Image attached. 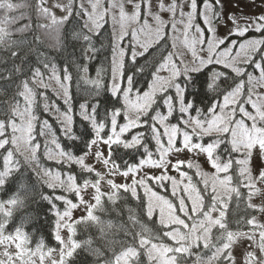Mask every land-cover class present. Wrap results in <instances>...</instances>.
<instances>
[{
    "label": "snow or ice",
    "instance_id": "snow-or-ice-1",
    "mask_svg": "<svg viewBox=\"0 0 264 264\" xmlns=\"http://www.w3.org/2000/svg\"><path fill=\"white\" fill-rule=\"evenodd\" d=\"M88 2L91 11L79 4L75 14L86 20L73 35L90 59V34L110 16L112 55L108 83L90 81L106 100L76 109L67 66L62 78L55 64L28 66L30 42L17 33L31 25L15 28L24 14H13L25 4L0 0V64L11 65L0 80L12 89L0 88V264H80L81 252L95 264H264V13L225 21L221 0ZM74 3L52 5L67 13L57 17L36 0V28L58 31ZM153 48L159 57L149 64ZM202 74L212 96L198 106L189 97ZM49 88L62 106L50 102ZM26 167L49 190L41 199L57 247L14 222L29 196L19 185ZM77 209L84 215L74 217ZM112 212L119 223L104 219ZM78 228L95 229L102 245L93 247L91 234L77 239Z\"/></svg>",
    "mask_w": 264,
    "mask_h": 264
},
{
    "label": "trees",
    "instance_id": "trees-1",
    "mask_svg": "<svg viewBox=\"0 0 264 264\" xmlns=\"http://www.w3.org/2000/svg\"><path fill=\"white\" fill-rule=\"evenodd\" d=\"M16 3H23L25 7L21 8L18 12L13 13L14 15H19L21 12L24 14V18L20 19L18 23L14 26L15 28H21L24 25H31V28L24 33H17V36H25L27 41L30 42L28 48V60L29 67L40 66L42 68V62H48L50 64H55L57 72L63 77V69L65 66L68 67V71L72 75L71 80V92L74 98L75 108L78 109V104L84 102L85 100L93 101L98 99L100 101L106 100V93L103 88L100 90L99 96L95 95V88L90 81L101 80L103 83H108L109 72H110V62H111V34L112 26L107 20V23L98 30V34H90L92 45L95 48V54L91 51L88 52L90 59H85L83 54V49L86 47L82 39H77L74 37V33H80L83 30V24L85 22V17L76 16V11L78 10V0H75L73 8V16L57 31L37 29V18L34 10V5L36 0H14ZM63 2V1H62ZM67 2V0L65 1ZM86 31V30H84ZM257 35L255 33H249V36ZM39 37V40L35 39ZM235 39L236 37H232ZM152 55L147 56V62L150 64L152 62L153 56L158 58L159 52L155 49L149 50ZM146 61L144 58L140 59V63L144 64ZM10 68L11 65L0 64V69ZM87 67V72H83V68ZM43 70V69H42ZM148 69H146L147 71ZM99 73V75H98ZM47 75V73H45ZM147 79V77H145ZM206 79L205 75H200L199 80L196 81V87L191 88L190 91L194 96L189 98H195L198 106H204L209 103V98L212 93L205 95L206 86H202L203 81ZM9 87V83L0 80V88ZM52 88H56L53 86ZM52 88L46 90L47 95L50 97V102L55 101L59 105H63V101L57 99ZM11 87H9V95L11 94ZM0 99H3L0 96ZM42 118L49 119V122L53 124L54 130L58 128L54 120L51 118L50 114L42 113ZM77 128L83 131V125L79 122L77 117ZM59 135V133H58ZM41 143H43V138H39ZM41 163L45 167H52L51 162L44 161L41 158ZM19 185L27 189L29 192L28 198L24 203L14 210V222L16 224L23 223L25 230L33 236L35 240L38 237H43L45 242L50 247H57L56 242L52 239V222L53 217L49 213V206L46 201L41 199V193H48L49 190L46 186H42L39 178L32 172L31 168L26 167L23 170V177L19 181ZM5 198L0 195V199ZM254 203L255 200H254ZM61 208L63 207L60 205ZM119 207V205L117 206ZM233 209H230V215L233 219L238 218L233 214ZM243 206L239 215H243ZM256 214V213H253ZM259 215V214H256ZM104 219H111L116 223H119L120 217H117L115 212L104 217ZM91 234L93 237V247H99L102 245L103 241L100 239L99 233L95 229L89 230L85 233L82 228H78L77 239H85L87 235ZM80 264H95V258L86 252H81L79 256Z\"/></svg>",
    "mask_w": 264,
    "mask_h": 264
},
{
    "label": "rangeland",
    "instance_id": "rangeland-1",
    "mask_svg": "<svg viewBox=\"0 0 264 264\" xmlns=\"http://www.w3.org/2000/svg\"><path fill=\"white\" fill-rule=\"evenodd\" d=\"M65 1L66 0H47V6L52 8V5H54L55 3L57 2L67 3ZM166 2H170V0H166ZM80 3H83L84 7L87 8L89 11H91V7H90L88 0H78V6ZM153 3L154 4L157 3V0H153ZM101 4L103 7H107L108 0H101ZM221 4L223 5L222 12L224 14L225 21L227 20V17L230 15H235L238 18L243 19L245 17H253L261 13H264V0H221ZM52 10L55 12L57 17L67 14L66 12H61L60 9L58 8H52ZM165 19H167V16H165ZM85 20H86V17H85ZM106 20L110 22V25L112 26V30H113V25H112L110 16L106 17ZM231 27L232 25L230 22H228L226 25L222 24L218 30L219 35L221 36L227 35ZM53 86L57 87V85L54 82H53ZM190 157H191V154L188 153L186 154V156H182L181 158H190ZM199 163L201 164L202 168H205V169L208 168V165L206 164L203 157L200 158ZM172 174L175 175V173H172ZM255 202L259 204L261 202L260 198H256ZM81 215H84V212L81 209H77L74 211V217H79ZM259 218L261 219V222H264V216H259ZM62 234L66 235V233H62ZM242 244L244 245V247L238 246L237 248L238 258H239V253L245 250L247 241H242Z\"/></svg>",
    "mask_w": 264,
    "mask_h": 264
}]
</instances>
